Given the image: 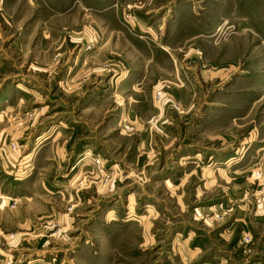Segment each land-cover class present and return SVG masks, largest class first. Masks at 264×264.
Returning <instances> with one entry per match:
<instances>
[{
	"label": "rangeland",
	"instance_id": "rangeland-1",
	"mask_svg": "<svg viewBox=\"0 0 264 264\" xmlns=\"http://www.w3.org/2000/svg\"><path fill=\"white\" fill-rule=\"evenodd\" d=\"M0 153V264H264V0H0Z\"/></svg>",
	"mask_w": 264,
	"mask_h": 264
},
{
	"label": "crops",
	"instance_id": "crops-1",
	"mask_svg": "<svg viewBox=\"0 0 264 264\" xmlns=\"http://www.w3.org/2000/svg\"><path fill=\"white\" fill-rule=\"evenodd\" d=\"M260 21V20H259ZM255 22L257 23V21L255 20ZM144 30H145V32L146 31H150V29H149V27H146V24L144 23ZM254 30H255V28H254ZM151 32V31H150ZM150 32H148V33H150ZM255 32H257V33H259L260 34V31L259 30H255ZM260 37H261V35H260ZM10 151V153H14L11 149L9 150ZM20 152V151H19ZM1 154V153H0ZM11 156H12V158H7V159H4L2 156V164H3V166L5 167V168H11L10 166H12V165H10V163L12 162V163H14L13 161L14 160H16L17 159V157L19 156V153H18V151L17 152H15L14 154H11ZM8 159H10L11 161H8ZM17 165V163L15 164V166ZM24 168V167H23ZM21 169V168H20ZM25 169L26 170H23L22 169V171H28V169L25 167ZM20 170H18V174L20 175ZM22 173V172H21ZM6 174H12V173H6ZM5 194H10V193H5V192H0V198H3L4 199V196H5ZM10 197V196H9ZM35 261V260H34ZM51 262L52 261H48V263L49 264H51ZM43 263V262H42Z\"/></svg>",
	"mask_w": 264,
	"mask_h": 264
}]
</instances>
